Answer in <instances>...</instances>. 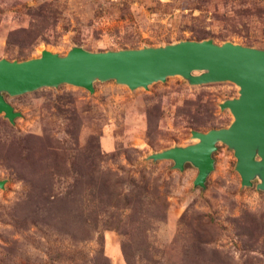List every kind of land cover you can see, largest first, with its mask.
<instances>
[{"label": "rangeland", "instance_id": "rangeland-1", "mask_svg": "<svg viewBox=\"0 0 264 264\" xmlns=\"http://www.w3.org/2000/svg\"><path fill=\"white\" fill-rule=\"evenodd\" d=\"M203 40L264 50V0H0L9 61ZM93 89L4 94L20 115L0 114V264H264V192L241 186L231 149L217 144L203 188L191 164L147 159L227 128L219 104L239 88Z\"/></svg>", "mask_w": 264, "mask_h": 264}, {"label": "water", "instance_id": "water-1", "mask_svg": "<svg viewBox=\"0 0 264 264\" xmlns=\"http://www.w3.org/2000/svg\"><path fill=\"white\" fill-rule=\"evenodd\" d=\"M171 76H180L192 86L235 84L238 97L219 104L233 120L227 128L191 131L196 143L153 153L147 159L172 161L179 171L191 164L197 169L193 185L203 188L214 168L212 155L222 143L233 151L241 186L251 187L258 180L255 188L264 192V50L203 40L96 53L74 47L64 56L42 51L40 57L25 61L0 59V114L10 124L20 115L4 94L19 96L63 84L93 93L95 82L111 80L130 90L146 89ZM3 185L0 181V189Z\"/></svg>", "mask_w": 264, "mask_h": 264}]
</instances>
